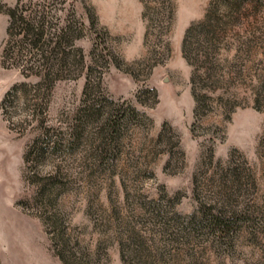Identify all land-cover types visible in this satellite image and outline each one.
Here are the masks:
<instances>
[{"label":"rangeland","instance_id":"obj_1","mask_svg":"<svg viewBox=\"0 0 264 264\" xmlns=\"http://www.w3.org/2000/svg\"><path fill=\"white\" fill-rule=\"evenodd\" d=\"M222 1L0 0V264H264V0L212 43Z\"/></svg>","mask_w":264,"mask_h":264},{"label":"trees","instance_id":"obj_2","mask_svg":"<svg viewBox=\"0 0 264 264\" xmlns=\"http://www.w3.org/2000/svg\"><path fill=\"white\" fill-rule=\"evenodd\" d=\"M223 5L226 10L224 13L220 12L219 4L216 3L214 7H210L203 20L198 24V26H205L204 31V40L211 41L212 43H216V41H221L223 35H227L228 27L231 25L238 23L244 18L245 7L251 4L252 0H223ZM12 23H18V26L21 28L23 32V39H28L32 44V47H38L44 36L43 32V21H38L37 25H35L34 20L27 19L26 17H16L15 13H10ZM196 29V25L191 26L185 33L184 41H183V55L186 61L190 64L194 63L191 58V53L189 51V41L193 36L192 33ZM65 33L62 32L58 37V40L61 41L64 37ZM196 73L192 74V82L196 79ZM194 100L196 104L199 102V98L195 95ZM205 217L209 219L211 225L218 228H225L226 223L223 221L221 216H214L211 212H207Z\"/></svg>","mask_w":264,"mask_h":264}]
</instances>
